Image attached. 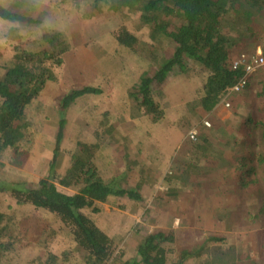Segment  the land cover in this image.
Wrapping results in <instances>:
<instances>
[{"label":"rangeland","instance_id":"rangeland-1","mask_svg":"<svg viewBox=\"0 0 264 264\" xmlns=\"http://www.w3.org/2000/svg\"><path fill=\"white\" fill-rule=\"evenodd\" d=\"M35 1L38 11L44 12L42 26L20 25L0 18V73L17 45L40 46L42 29L63 32L71 49L64 56L63 65L56 67L55 80L45 85L27 110L35 130L28 158L23 165L14 166L6 152L0 158L3 179L28 186L41 178L51 179L65 171L78 142L95 144L96 164L104 179L126 174L125 188L142 183L138 188L140 201L125 197L120 200L124 208L109 202L99 203L97 212L84 210L117 243V256H135L139 235L163 230L172 232L174 237L173 243L165 244L168 264L175 252L184 247L202 249L200 255L185 264H264V163L253 157L255 182L246 190L239 186L230 162L225 161L230 156L226 146L230 145H224L226 140L238 142L247 132H251L249 140H257L260 130L245 124V119L258 120L264 112V105L255 97L260 81H264V70L252 75L249 87L234 95L230 106L221 103L206 113L195 102L203 73L189 64L185 73L170 75L154 92L164 118L153 123L130 97L139 77L151 70L150 59L143 50L150 39L138 16L126 10L110 17L94 14L90 0ZM13 2L0 0L4 6ZM121 24L138 38L134 49L116 43L112 31ZM263 33L264 27L233 59L241 53L261 52L264 56V36L260 40ZM165 52L169 56L171 51L166 47ZM84 86L96 87L100 92L77 98L60 114L61 97ZM61 119L63 136L51 170ZM193 129L205 135L212 146L207 148L206 158L198 159L200 163L193 161L185 174L190 177L189 182L173 200L164 193V179L184 160H193V146L203 140L201 136L196 141L189 139L188 133ZM262 148L261 145L255 150ZM196 174L204 181L205 186L200 189L195 188ZM58 188L67 193L73 191L59 185ZM0 213L5 215L2 241L7 245L0 254V264H37L48 253L55 256L53 264L80 262L82 251L56 216L18 204L4 193H0Z\"/></svg>","mask_w":264,"mask_h":264},{"label":"trees","instance_id":"trees-1","mask_svg":"<svg viewBox=\"0 0 264 264\" xmlns=\"http://www.w3.org/2000/svg\"><path fill=\"white\" fill-rule=\"evenodd\" d=\"M35 2L14 0L8 6L0 4V18L20 25L42 26L44 12L38 11ZM90 7L94 14L103 13L106 17L124 10L133 12L138 16L139 24L147 29L150 41L143 50L150 59L151 70L139 77L130 97L153 123L164 118L163 107L154 92L161 89L170 75L185 73L189 64L203 73L195 98L199 109L210 113L223 103V98L232 101L233 96L241 92L229 96L228 90L244 73L242 67H233V56L243 51L248 40L255 38L264 27V0H90ZM112 35L119 46L134 49L138 44V38L123 24L115 28ZM263 36L264 33L260 36L261 41ZM166 47L171 51L169 56L165 52ZM262 47L264 52V45ZM70 49L71 43L63 32L42 29L38 48H26L19 44L12 58L2 66L0 158L6 152L9 153V162L14 166L24 164L34 144L35 130L27 118V110L45 85L55 80V69L63 65L64 56ZM99 92L98 88L92 86L70 90L59 101V113L63 114L77 98ZM255 97L264 105V81H260V90ZM245 124L257 126L260 130L257 140H249L247 137L251 132H247L243 136L245 138L238 142L226 140L224 145H230L226 146L230 156L225 161L233 167L239 186L247 190L255 182L252 178L255 172L251 164L253 157L257 156L264 163V148L257 152L255 150L264 146V112L255 121L247 117ZM63 126L64 121L61 119L51 170L62 140ZM199 137L203 140L194 144L193 160H184L177 170L164 179L167 187L164 193L170 199H177L182 194V189L190 180L185 174L192 168L193 161L200 163L198 159L208 155L207 148L212 144L205 135L197 134L196 140ZM248 148L251 150L247 151ZM1 166L0 163V193L8 194L18 204L43 209L56 216L83 253L77 264H168L165 244L174 242L172 232H144L137 238L136 255L124 259L117 256V243L84 212L85 209L97 212L99 203L112 202L124 208L120 200L125 197L134 201L141 199L138 191L141 182L134 188H125L123 183L126 174L114 176L110 180L103 178L96 164L95 144L78 142V149L71 155L62 174H55L51 179L41 178L32 186L3 179ZM180 168L185 173L178 172ZM198 177L196 174L194 178L196 189L205 186ZM58 185L73 191H61ZM4 216L0 213V254L7 249L6 243L2 241L5 235V228L1 225ZM201 251L192 247L180 248L170 264H185L200 255ZM54 262L55 256L48 253L37 264Z\"/></svg>","mask_w":264,"mask_h":264},{"label":"built area","instance_id":"built-area-1","mask_svg":"<svg viewBox=\"0 0 264 264\" xmlns=\"http://www.w3.org/2000/svg\"><path fill=\"white\" fill-rule=\"evenodd\" d=\"M242 67L244 71L243 75L237 80V82L232 85L228 94L231 96L232 94H237L246 89V86L249 82L250 76H252L255 72L260 69L264 70V56L261 52H256L253 55H248L245 53H241L238 57L233 60V67ZM228 96V97H229ZM223 103L225 106H230V102L228 98H223ZM205 125L209 126L208 122H205ZM197 136V131L195 129L189 131L188 137L191 140H195Z\"/></svg>","mask_w":264,"mask_h":264}]
</instances>
